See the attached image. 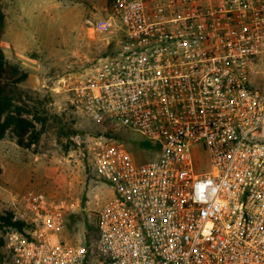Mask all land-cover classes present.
Returning <instances> with one entry per match:
<instances>
[{"label": "built area", "instance_id": "2783aa9c", "mask_svg": "<svg viewBox=\"0 0 264 264\" xmlns=\"http://www.w3.org/2000/svg\"><path fill=\"white\" fill-rule=\"evenodd\" d=\"M112 48L73 86L89 118L138 132V161L96 134L72 139L113 196L95 244L60 233L69 205L21 196L1 264H264V0H111Z\"/></svg>", "mask_w": 264, "mask_h": 264}, {"label": "rangeland", "instance_id": "374dc122", "mask_svg": "<svg viewBox=\"0 0 264 264\" xmlns=\"http://www.w3.org/2000/svg\"><path fill=\"white\" fill-rule=\"evenodd\" d=\"M110 6L111 0H0V47L27 73L18 87L39 130L29 146L11 130L0 138V215L22 207V195L42 192L69 205L60 237L92 246L97 212L112 189L72 137L108 135L138 161L157 155L138 132L92 120L73 99L76 82L115 47V34L94 33L85 21L105 17ZM6 228L2 256L15 230Z\"/></svg>", "mask_w": 264, "mask_h": 264}, {"label": "trees", "instance_id": "16d2710c", "mask_svg": "<svg viewBox=\"0 0 264 264\" xmlns=\"http://www.w3.org/2000/svg\"><path fill=\"white\" fill-rule=\"evenodd\" d=\"M26 76L27 73L20 63L10 61L0 47V138L7 130H11L20 145L29 146L32 142L37 141L39 130L35 126V115L30 118L27 114L32 113V110L23 100V93L18 87ZM12 217V211L0 215L1 258V248L5 245L1 234L3 228L7 227L28 234L24 229L26 223L15 221Z\"/></svg>", "mask_w": 264, "mask_h": 264}, {"label": "crops", "instance_id": "0c3cea01", "mask_svg": "<svg viewBox=\"0 0 264 264\" xmlns=\"http://www.w3.org/2000/svg\"><path fill=\"white\" fill-rule=\"evenodd\" d=\"M110 196V198L113 196V191L111 192L110 191V193L107 195V197H109Z\"/></svg>", "mask_w": 264, "mask_h": 264}]
</instances>
